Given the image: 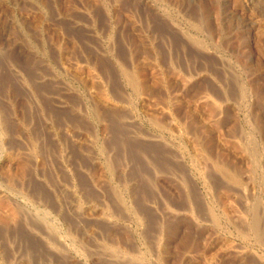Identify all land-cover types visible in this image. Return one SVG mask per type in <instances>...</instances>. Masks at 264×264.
Instances as JSON below:
<instances>
[{"label": "rangeland", "instance_id": "1", "mask_svg": "<svg viewBox=\"0 0 264 264\" xmlns=\"http://www.w3.org/2000/svg\"><path fill=\"white\" fill-rule=\"evenodd\" d=\"M131 262L264 264V0H0V264Z\"/></svg>", "mask_w": 264, "mask_h": 264}, {"label": "bare ground", "instance_id": "2", "mask_svg": "<svg viewBox=\"0 0 264 264\" xmlns=\"http://www.w3.org/2000/svg\"><path fill=\"white\" fill-rule=\"evenodd\" d=\"M127 75V74H126ZM128 76V75H127ZM131 78V77H130ZM129 79V78H128ZM132 80V78L130 79V81ZM129 81V80H128ZM131 84V83H130ZM133 84V83H132ZM215 217H213V219H214ZM219 221V220H218ZM213 222H214V220H213ZM218 223H220V222H218ZM255 226H256V224H255ZM254 226V227H255ZM251 229V228H250ZM257 229V228H256ZM256 231V230H255ZM255 231H253L252 232V234L253 233H255ZM260 233V232H259ZM256 234H257V232H256ZM257 237V236H256ZM259 237H261V236H259ZM255 238V237H254ZM258 239V238H257ZM262 239V238H261ZM263 240V239H262ZM99 249V248H98ZM109 250V249H108ZM107 250V251H108ZM111 252H109L110 253V257L112 258V259H110V260H113V261H119V259H121L119 256H118V254H117V252H116V250H110ZM108 253V252H107ZM135 257V256H134ZM129 258V257H128ZM122 260V259H121ZM125 260V259H124ZM123 260V261H124ZM109 261V260H108ZM111 262V261H110ZM120 263L122 262V261H119ZM130 262V261H129ZM136 262V261H135ZM132 263V262H131ZM133 264V263H132Z\"/></svg>", "mask_w": 264, "mask_h": 264}]
</instances>
